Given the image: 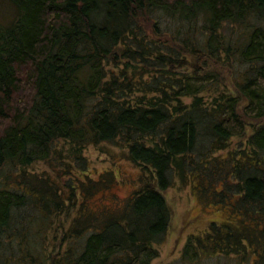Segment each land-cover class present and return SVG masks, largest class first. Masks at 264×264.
Returning <instances> with one entry per match:
<instances>
[{
  "label": "trees",
  "instance_id": "1",
  "mask_svg": "<svg viewBox=\"0 0 264 264\" xmlns=\"http://www.w3.org/2000/svg\"><path fill=\"white\" fill-rule=\"evenodd\" d=\"M111 144L140 176L94 207L120 180L86 150ZM190 177L240 214L183 257L264 264V0H0V264H152Z\"/></svg>",
  "mask_w": 264,
  "mask_h": 264
},
{
  "label": "rangeland",
  "instance_id": "2",
  "mask_svg": "<svg viewBox=\"0 0 264 264\" xmlns=\"http://www.w3.org/2000/svg\"><path fill=\"white\" fill-rule=\"evenodd\" d=\"M148 31L151 32L152 26L148 24ZM219 68V65H216ZM226 82L233 90V83L228 74H225ZM240 137H235L230 149H234L240 142ZM110 150V151H109ZM109 151V152H107ZM106 152L96 146H89L86 150V155L90 160V168L88 172L93 178H97L99 173L103 170L114 169L119 178V182L111 188L108 193H100L94 197L92 206L97 207L103 198L107 201H124L137 186L138 178L140 176L139 168L136 167L125 155L118 146L109 145ZM227 151L221 152V156H226ZM48 162L39 161L31 166L35 171L50 170ZM192 177L188 178L186 182L177 178L174 184L164 191L168 204L171 209V221L165 236L164 241L159 245L160 255L152 264H239V255L235 253L224 254L219 250L214 254L202 253L198 256L197 249L191 246L184 256V249L189 238L199 236L209 229L212 221L223 222L227 219L228 213L226 209H233V215L240 214L239 206H235L232 201L228 199L217 198L212 200L210 194L207 201L200 196V191L194 189ZM223 182L218 180L215 188L222 189ZM206 194V193H205ZM237 209V210H236ZM232 215V216H233ZM228 222L233 223L230 219ZM209 245V244H208ZM199 249V248H198ZM213 250L211 246L203 249V252ZM188 259V260H187Z\"/></svg>",
  "mask_w": 264,
  "mask_h": 264
}]
</instances>
